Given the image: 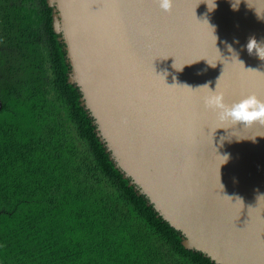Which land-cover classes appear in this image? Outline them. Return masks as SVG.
I'll return each mask as SVG.
<instances>
[{
  "label": "water",
  "instance_id": "95a60500",
  "mask_svg": "<svg viewBox=\"0 0 264 264\" xmlns=\"http://www.w3.org/2000/svg\"><path fill=\"white\" fill-rule=\"evenodd\" d=\"M46 2L68 82L129 184L185 249L264 264V126L221 121L200 88L219 80L228 105L264 100V60L245 47L264 39V0H215L211 11L214 0H173L170 13L157 0Z\"/></svg>",
  "mask_w": 264,
  "mask_h": 264
},
{
  "label": "trees",
  "instance_id": "16d2710c",
  "mask_svg": "<svg viewBox=\"0 0 264 264\" xmlns=\"http://www.w3.org/2000/svg\"><path fill=\"white\" fill-rule=\"evenodd\" d=\"M46 0H0V264H214L115 167Z\"/></svg>",
  "mask_w": 264,
  "mask_h": 264
},
{
  "label": "clouds",
  "instance_id": "9594fccd",
  "mask_svg": "<svg viewBox=\"0 0 264 264\" xmlns=\"http://www.w3.org/2000/svg\"><path fill=\"white\" fill-rule=\"evenodd\" d=\"M157 3L160 9H162L163 11L169 13L172 11L173 0H157ZM215 7L216 4L214 0L213 7L211 9L209 8V11L214 10ZM232 8L233 10H238L237 6H235L234 3L232 4ZM209 29L211 30L213 35V29L210 27ZM214 38L216 40L215 36ZM234 43L238 44L239 41L236 40L234 41ZM227 47H228V51L230 53H233L232 58L238 61L239 54L234 51V49L230 44L227 45ZM245 47L249 55L255 54L261 60H264V39L257 40V38L254 35L250 36L248 38V42ZM238 62L243 65L242 62L240 61ZM248 71L259 72L253 69H249ZM218 81L215 91H210L209 89V84L211 82H208L202 87H200V88L208 89L209 94L205 97V101H204L206 108L215 112L221 121H227L231 123L233 126L237 124H243L245 128L253 127L254 125L257 124L259 126H264V100L259 99L255 94H252L240 100L238 103H233L231 105H228L225 103L224 94L217 90ZM187 88L191 89L190 87ZM221 139L223 140V138ZM221 158L223 159L224 163L227 162V160L229 159L228 155H224Z\"/></svg>",
  "mask_w": 264,
  "mask_h": 264
}]
</instances>
